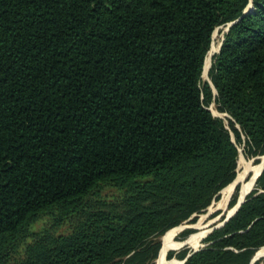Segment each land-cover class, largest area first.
Listing matches in <instances>:
<instances>
[{"label": "trees", "instance_id": "trees-1", "mask_svg": "<svg viewBox=\"0 0 264 264\" xmlns=\"http://www.w3.org/2000/svg\"><path fill=\"white\" fill-rule=\"evenodd\" d=\"M240 145L264 156V0H0V264H153ZM41 218L71 226L32 233ZM203 242L182 264L264 247V167Z\"/></svg>", "mask_w": 264, "mask_h": 264}, {"label": "rangeland", "instance_id": "rangeland-1", "mask_svg": "<svg viewBox=\"0 0 264 264\" xmlns=\"http://www.w3.org/2000/svg\"><path fill=\"white\" fill-rule=\"evenodd\" d=\"M226 27H218L214 30L212 34V40L210 44L209 54L206 56V69L203 74L202 80H207V67L210 66V59L213 54L216 53L218 45L221 40V34L225 31ZM212 115L214 116H221L219 115L213 105L209 107ZM226 124V122H224ZM260 156V160L255 158H245L242 154V145L238 146V156L236 161V169H235V179L238 178L239 175H242L244 171L248 167H257V170L252 172H248L246 175H242L241 178H239L237 185H233L232 183L226 187L223 194L220 192L218 195L217 200L212 202L207 208H205L202 212L199 214H196L194 216H191L186 221L180 223L178 226L174 227L173 229L169 230L165 234H163L160 237V252L158 257L152 262L153 264H179L180 260L177 258V254L179 251L186 249V252L189 253L192 249L200 248L205 245L203 242V239L207 236L206 232L210 227L213 225H216L219 223L225 215H229V213L234 209L236 204L241 200V198L246 194V191L252 187L254 188V185L250 186V188L247 187L248 183L250 182V178L255 175L258 170L261 162L264 161V156ZM257 160V161H256ZM233 179V181L235 180ZM253 183V182H252ZM231 186L233 187L232 193L230 195L229 200L223 204H219L220 201L223 199V197L227 194V192L230 190ZM115 194V192L112 189L105 188L101 191L99 194L102 198H108ZM220 197V198H219ZM231 198H234V205L230 208H228V204L231 200ZM60 222V221H59ZM69 222L64 220L62 223L57 224L51 220L50 218H41L40 220L36 221V223L32 226V233H42V232H50L51 234L58 235V234H64L70 229ZM186 233L185 237H183L181 240H179L178 237H180L181 233ZM171 237L170 241L168 238ZM178 239V240H177ZM184 245L183 247L179 248L180 246ZM261 249H264L262 247ZM260 249V250H261ZM167 250V251H166ZM259 250V251H260ZM166 251L165 256L167 255L168 251H171V256L169 259L165 258L164 253ZM258 251V252H259ZM257 252V253H258ZM256 253V256H257ZM255 255V254H254ZM164 256V257H163ZM256 264H264V257H260Z\"/></svg>", "mask_w": 264, "mask_h": 264}, {"label": "water", "instance_id": "water-1", "mask_svg": "<svg viewBox=\"0 0 264 264\" xmlns=\"http://www.w3.org/2000/svg\"><path fill=\"white\" fill-rule=\"evenodd\" d=\"M251 8V5L249 4V8H247V9H244V11L242 12V14H241V16H243V15H245L248 11H249V9ZM240 16V17H241ZM240 18H238L237 20H235V21H233V22H230L229 24H227L226 25V28H225V31L228 29V27H230L231 25H233L235 22H237L238 20H239ZM219 47H220V43H219V45H218V48H217V51H216V53L218 52V50H219ZM203 68V67H202ZM201 75H202V72H201ZM208 111H210V109L208 108L207 109ZM211 112V111H210ZM212 114V113H211ZM219 114V113H218ZM219 115H222V117L220 116H215V117H218V118H223V117H227L225 114L223 115V114H219ZM256 159H259V157H257ZM263 167H264V162H263V164H262V166H261V169H260V171L258 172V174L255 176V178H254V180H253V183H252V186L254 185V182H255V180H256V178L259 176V174L261 173V171H262V169H263ZM235 185H237V183L235 184ZM252 190V187L246 192V194L244 195V197L250 192ZM244 197H243V200L241 201V202H239L238 203V205L236 206V208L234 209V211L229 215V216H227V215H225V217L219 222V223H217L216 225H213L212 227H210L209 229H208V231L206 232V235H208L212 230H214V229H217V228H219V227H221L235 212H236V210L238 209V207L242 204V202L244 201ZM184 245H182V246H180L179 248H181V247H183ZM200 248H202V247H200ZM200 248H196V249H192L191 251H190V253L189 254H187L186 256H185V258L182 260V261H180L179 262V264H182L184 261H185V259L187 258V257H189V255L190 254H192V253H194V252H196V251H198ZM259 259H261V258H258V257H255V255H253V257H252V259H251V261H250V263L249 264H255Z\"/></svg>", "mask_w": 264, "mask_h": 264}, {"label": "bare ground", "instance_id": "bare-ground-1", "mask_svg": "<svg viewBox=\"0 0 264 264\" xmlns=\"http://www.w3.org/2000/svg\"><path fill=\"white\" fill-rule=\"evenodd\" d=\"M248 8H249V7H248ZM202 74H203V73H202ZM260 159H261V158L259 157V160H260ZM263 162H264V161H263ZM263 162L260 163V166L258 167V168H259L258 172L260 171ZM256 168H257V167H248V168L244 171V173H243L242 175H246L248 172L253 171V170L256 169ZM258 172L250 178V179H251V182H253V180H254L255 176L258 174ZM242 175H239L238 178L235 179V180L233 181L232 184L235 185L236 183H238V181H239L238 179L241 178ZM242 178H243V176H242ZM233 187H234V186H231L230 190L227 192V194H226V195L223 197V199L220 201L219 204H222L221 206H223V204L226 203V202L229 200L230 195H231L232 190H233ZM248 190H249V189H248ZM248 190H247V191H248ZM247 191H246V192H247ZM243 197H244V196H243ZM243 197L241 198V200H240L239 202H241V201L243 200ZM239 202H238V203H239ZM238 203L236 204V206L238 205ZM224 205H225V204H224ZM236 206L234 207V209L236 208ZM234 209L229 213V215L234 211ZM229 215H228V216H229ZM170 239H171V237L168 238L169 241H170ZM166 251H167V250H166ZM166 251H165V253H164V256H165V254H166ZM164 256H163V257H164ZM255 257H258V258H260V257H264V249H261V250L257 253V256H256V253H255Z\"/></svg>", "mask_w": 264, "mask_h": 264}]
</instances>
